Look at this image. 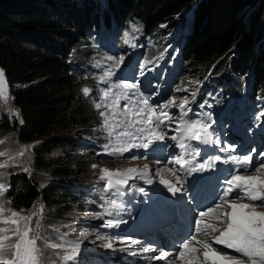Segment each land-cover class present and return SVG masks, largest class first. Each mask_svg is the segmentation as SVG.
<instances>
[{
	"label": "trees",
	"instance_id": "obj_1",
	"mask_svg": "<svg viewBox=\"0 0 264 264\" xmlns=\"http://www.w3.org/2000/svg\"><path fill=\"white\" fill-rule=\"evenodd\" d=\"M65 1L0 0V68L5 72L11 103L19 111L18 121L9 119V115L0 117V132L12 133L19 143H32L33 168L39 170L38 173L41 169L48 170L47 167L54 168L51 175L55 179L72 178L76 171L68 170L69 166L55 159L53 153L50 155L51 151L75 146V141L66 135L85 124L83 115L93 119L79 92L82 83L76 81L69 69L77 48L76 54L85 56L87 52L82 46L87 20L81 13V0L70 1L68 7ZM191 1L94 0L93 4L110 7L111 14L119 17L118 25L125 18L133 17L144 31L153 32L163 21L169 25L171 18ZM262 2L196 0L191 5H195L189 16L191 26L182 47V64L189 77L231 56L230 68L235 81H240L252 66L255 86L256 83L264 85V38L259 54L256 42L260 32L264 36ZM256 3L246 26L244 11ZM98 16L103 19L99 13H93L91 19L97 20ZM77 166L82 165L78 163ZM89 175L90 179L97 176L85 173ZM12 180L13 196L9 207L17 211L24 209L26 213L39 199L46 206H59L67 201L63 187L56 185L59 191L50 184L41 187L37 175L31 171L29 174L17 172Z\"/></svg>",
	"mask_w": 264,
	"mask_h": 264
},
{
	"label": "snow or ice",
	"instance_id": "obj_2",
	"mask_svg": "<svg viewBox=\"0 0 264 264\" xmlns=\"http://www.w3.org/2000/svg\"><path fill=\"white\" fill-rule=\"evenodd\" d=\"M125 35L127 36L128 33ZM125 42L128 43L127 40ZM107 60L112 63L104 71L99 82L108 84V87L100 90L101 101L112 97L110 103H104V107L113 109L111 117L106 112H100V116L104 118L102 124L109 137V142L104 145V149L109 155H123L125 152L137 148L147 149L155 142L164 141L167 132L163 130L162 125H166V122L170 124L175 120L176 127L172 130L176 134L169 138L177 142V147L181 152L171 157L167 163L179 165V168L165 167L156 170V176L160 177V183L167 188L172 196L188 195L187 182L184 176L178 173L185 172L187 175H191L204 172L214 169L217 162H231L235 165L230 175L223 180L218 198L197 213L194 219V231L175 246L174 252L161 251L149 259L168 260L169 264H175L176 260H179L181 264H264V211L257 210L264 208V162L253 166L252 154L233 155L235 145L227 143L221 147L219 135L212 130L215 121L212 120L210 113L205 114L206 119L203 117L188 118V113L192 109L188 107L190 101L187 96L181 99L178 104L177 98L172 97L166 103L152 106L149 104L150 98L144 97L140 92L138 83L121 80L109 84V80L115 74L113 69L119 68L124 57L108 56ZM82 91L87 96L91 89L84 87ZM195 96L196 93H192V100H195ZM9 98L5 72L3 68H0V99L7 104ZM134 98L138 99L134 101ZM121 100L126 103L123 105V109L117 113L115 109L120 107ZM137 104L141 106L136 107ZM101 106V103L95 104L97 109ZM171 107L179 109L178 118L167 111ZM12 114L19 118L18 110H12ZM118 116L123 119H117ZM260 116H264V112H261ZM110 119L114 123L110 124ZM20 123L23 124L22 119ZM191 141H196L201 145H213L220 152L226 153V158L218 154L210 155L207 158H202V162L194 163L197 157H201V149L194 147L190 143ZM3 143L4 141L0 140V144ZM31 147L22 148L17 156H24ZM252 152H255V149H252ZM260 155L264 156V152ZM5 156H8L9 160H15V157L9 156L8 152L0 151V157ZM186 156L190 158L186 159ZM132 158L136 159V157ZM156 162L159 163V160ZM8 166V160L0 163V169ZM92 167L96 168L97 165L94 164ZM249 168H252L250 174L248 173ZM241 169L243 171H240ZM24 171H28V169L25 168ZM100 171V179L105 181L104 191L112 192L117 196L123 195L122 190L128 186L131 179H143L148 184L153 182L147 164L143 169L102 168ZM165 172L175 178L174 183L164 178L163 173ZM2 175L4 173H0V176ZM6 191L7 186L0 183V196H3ZM139 191L144 192V189L140 188ZM244 200L248 202H239ZM10 204V200H0V264H42L44 252L38 243L42 237L36 232L41 224L39 220H36L35 227H33L32 222L34 217L43 213V206H40L39 213L33 211L30 214H25L24 209L17 211L8 207ZM110 205L116 209L122 208V204L118 203L116 199L110 200ZM122 222V220H109L106 226L118 227ZM53 230L60 233L59 228ZM209 232H219V235L212 237V241L221 245L220 249L214 247L213 243L208 240L201 241L198 238L200 235L207 236ZM67 235V233H60L59 242L45 241L44 243V247L53 250L63 264L74 262L79 254V242L67 240ZM131 243L138 244L139 241L132 240ZM106 246L111 248L112 243L109 242ZM201 247L203 248L202 256L199 254ZM224 249L232 251L226 252ZM140 251L154 253L156 249L146 246ZM61 253L63 254L61 255ZM170 257L171 260H169Z\"/></svg>",
	"mask_w": 264,
	"mask_h": 264
},
{
	"label": "rangeland",
	"instance_id": "obj_3",
	"mask_svg": "<svg viewBox=\"0 0 264 264\" xmlns=\"http://www.w3.org/2000/svg\"><path fill=\"white\" fill-rule=\"evenodd\" d=\"M44 1V0H43ZM53 1H58V0H53ZM262 4L264 5V0H262ZM196 0H192L191 3L184 8L181 12L182 14L187 13L189 10H191V8L193 9L194 6L190 7L193 3L195 4ZM259 2V0H258ZM93 6H95L94 9H101L102 7H105L104 4L100 3L98 5L93 4ZM257 6V3L254 4L253 6H249L248 7V11L246 12V10L244 11V22L246 23V26L248 24V20L247 17L248 15H250V13H253L254 10L256 9L255 7ZM254 9V10H253ZM44 10H47V8H45ZM204 11L202 13V16L204 15ZM202 20V19H201ZM131 22V26H134L133 24L136 22V20H132ZM202 24L204 25V21H202ZM134 30V27H131ZM261 30V29H260ZM264 32V31H263ZM264 38L263 34H260L257 36V52L258 54L261 52L262 49V44H260V42L262 41V39ZM164 42H168V39H165ZM82 46L85 48V45L82 44ZM166 47H169V44L166 45ZM165 48V50L167 49ZM78 49V48H77ZM75 50L74 54L72 56L71 62H70V67L73 70V67L75 64H79L80 60H81V55L80 54H76L79 50ZM235 49V47L233 48V50ZM230 57L231 56H225L224 58H222L221 64L227 68L231 67L232 62H230ZM86 65V62L85 64ZM72 74H74V77L76 78V74L73 71H71ZM253 76V75H252ZM194 79V78H193ZM258 84L256 83V86ZM259 86H262V84H260ZM7 93L10 97L9 94V87L7 86ZM183 92H177L176 96L181 95ZM12 110H15V107L12 105L11 100L9 98L8 103L5 104L4 101L2 99H0V117L5 115H9L7 117H9V119L15 118L17 121L19 120V118H17L15 115L12 114ZM84 116V120H85V124L82 126H78L76 130H74L73 132L69 133V136L66 135V137L71 138L72 140H76L77 137L81 136V134L86 133L87 135H91L94 134L93 130H97L98 129V125L94 124V120L90 119V115H83ZM264 117V116H263ZM2 131V130H0ZM4 132V131H3ZM0 132V140H3L4 143L0 144V151H5L8 152L9 156H13L15 157V160H9L8 156L5 157H0V163L8 160L9 161V166L7 168H2L0 169V173H4V175L0 176V182L4 181V178H6V176H9V174L15 175V173L20 172V173H25V174H29V172L31 171L32 173H34L35 175H37V181L39 183V185L41 187H44L46 185H52L54 187L55 190H58L59 188L56 187L55 182L58 179H55L54 177H52L51 175V171L54 169H50V167H47L48 170L45 169H41L40 172L38 173L37 169L33 168V165L35 164V160H34V156L32 155V147L30 148V150L26 151L24 156L20 157L17 156V153L22 149L25 148L26 146H32V143H19V141L15 138V136L12 133H3ZM85 139H89L88 137L84 136L83 140ZM54 155L55 159H59L61 160L63 163L67 164L69 166L68 170H71L72 172L75 170L76 173L72 175V178L69 179H88L91 175L89 176H85V173H89L91 172V174H99V171L97 172V170H100L101 168H108V169H115V168H120L123 169V166H125V162L122 161H111V160H106L101 161V160H91V157L88 155L87 152L84 151V148H76V147H70L67 149H59V148H54L51 151L50 155ZM79 164H81L82 166H77ZM97 165L96 168H93L92 165ZM27 168L28 171H24V169ZM97 176H92L91 178H96ZM62 179V178H60ZM90 189L88 190V192L92 191V185L93 183H90V181L88 182ZM59 191V190H58ZM61 192V191H60ZM65 204L62 205H51V207L46 206V203L44 201H42L41 199H39V201H37L35 203V205L30 209V211L28 213H31L33 211L39 213L40 210V206H43V213L34 217L33 218V222L32 224L35 226L36 220L40 221L41 224V228L45 227V226H49L51 228H63L64 230L68 231L69 234L82 242H86V243H93L96 242L97 240V224L99 222H95L94 225H89V224H85L83 223V221H87L89 223H92L93 221V216L90 214H85L83 213L82 209L78 208V206L74 203H72L71 201H64ZM55 206V207H52ZM61 211H65V214L60 215L59 212ZM74 215L77 216V219L74 221L73 219H71L72 217H74ZM72 221V222H71ZM78 221V222H77ZM94 222V221H93ZM65 225H68V227H65ZM54 231V230H53ZM83 233V235H82ZM59 237V236H58ZM105 237V234H102L100 239H103ZM100 239L98 240V242L100 241ZM96 244V243H95Z\"/></svg>",
	"mask_w": 264,
	"mask_h": 264
},
{
	"label": "bare ground",
	"instance_id": "obj_4",
	"mask_svg": "<svg viewBox=\"0 0 264 264\" xmlns=\"http://www.w3.org/2000/svg\"><path fill=\"white\" fill-rule=\"evenodd\" d=\"M95 7V6H94ZM71 59H72V57H71ZM70 62H71V60H70ZM87 62V61H86ZM70 69V71H73L72 69H71V67L69 68ZM74 75V74H73ZM180 91H182V92H184V87L183 86H179V87H177L176 88V90L174 91V93H175V95L177 94V92H180ZM83 143L85 144V141L83 140ZM95 190V189H94Z\"/></svg>",
	"mask_w": 264,
	"mask_h": 264
}]
</instances>
